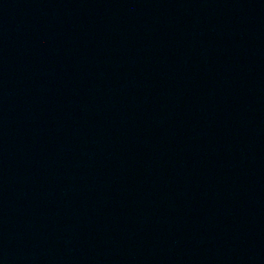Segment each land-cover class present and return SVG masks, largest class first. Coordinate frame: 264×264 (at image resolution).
Wrapping results in <instances>:
<instances>
[{
    "label": "water",
    "instance_id": "water-1",
    "mask_svg": "<svg viewBox=\"0 0 264 264\" xmlns=\"http://www.w3.org/2000/svg\"><path fill=\"white\" fill-rule=\"evenodd\" d=\"M0 264H264V0H0Z\"/></svg>",
    "mask_w": 264,
    "mask_h": 264
}]
</instances>
